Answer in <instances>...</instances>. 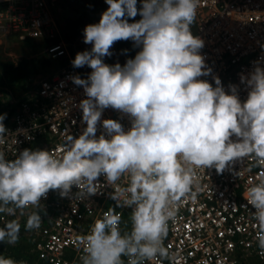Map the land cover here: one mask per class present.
<instances>
[{
    "label": "clouds",
    "instance_id": "1",
    "mask_svg": "<svg viewBox=\"0 0 264 264\" xmlns=\"http://www.w3.org/2000/svg\"><path fill=\"white\" fill-rule=\"evenodd\" d=\"M105 2L99 21L83 29L91 49L71 62L92 69L87 79L71 78L87 97L79 104L86 128L75 138L65 134L55 156L24 149L6 160L0 150V214L23 216L31 206L35 211L24 228L36 230L42 223L37 209L50 190L67 197L76 186L77 198H87L98 193L101 175L109 185L126 178L127 186L110 195L117 207L132 209L130 231L122 234V217L114 209L104 212L81 239L80 264H125L122 257L127 264H146L168 258V222L183 198H196V169L214 167L221 174L245 157L264 165V69L255 66L248 77L241 74L251 89L241 103L236 87L226 93L219 77L213 76L215 87L198 79L211 74L199 52L204 41L191 31L199 0H141L140 8L137 0ZM138 14L141 19L132 23L125 18ZM128 40L140 48L134 58L123 66L103 62L115 42ZM107 108L127 114L131 127L125 131L117 120L101 121ZM6 115L0 114V140L7 132ZM98 122L109 138L96 137ZM243 196L255 209V236L264 252V174ZM20 229L17 219L6 220L0 243H17ZM0 264L16 262L0 257Z\"/></svg>",
    "mask_w": 264,
    "mask_h": 264
},
{
    "label": "built area",
    "instance_id": "2",
    "mask_svg": "<svg viewBox=\"0 0 264 264\" xmlns=\"http://www.w3.org/2000/svg\"><path fill=\"white\" fill-rule=\"evenodd\" d=\"M62 1L0 0V33L20 40L56 39L49 49L51 57L65 62L14 104L0 99V114H7L3 120L7 132L0 140L6 160H14L24 149L58 155L65 134L75 138L86 128L79 104L87 97L83 87L71 78L87 79L92 69L87 65L76 68L71 62L76 53L90 50L92 45L68 44L62 39L53 18L54 7ZM194 26L193 35L204 41L199 52L211 68L210 75L198 79L215 87L213 76L219 77L224 91L230 94L229 86H235L243 103L251 89L241 82V74L248 77L255 66L264 69V0H199ZM110 51L112 55L104 57L103 62L123 66L126 61L118 60L114 48ZM104 119L117 120L125 131L131 127V118L119 110L104 109L101 121ZM101 135L109 138L98 122L96 137ZM261 174L264 165L257 167L246 157L234 161L221 174L214 167L196 169L192 185L196 198H183L175 219L168 222L164 240L168 258L146 264H264V252L255 236V209L243 196ZM97 183L98 193L87 198H77L76 186L67 197H61L59 190H50L37 209L42 223L36 230L24 228L27 216L35 211L31 206L23 216L19 212L15 217L0 214V227L6 220L20 222L19 240L23 239L19 243L26 246L23 256L10 258L16 264H80L82 237L111 208L122 217V234L130 231L132 209L117 207L110 195L117 187L127 186L126 178L109 185L101 175ZM16 246L18 242L0 243V251L5 253L8 247ZM122 259L127 264V258Z\"/></svg>",
    "mask_w": 264,
    "mask_h": 264
},
{
    "label": "rangeland",
    "instance_id": "3",
    "mask_svg": "<svg viewBox=\"0 0 264 264\" xmlns=\"http://www.w3.org/2000/svg\"><path fill=\"white\" fill-rule=\"evenodd\" d=\"M108 5L105 0H64L53 10V18L62 39L66 43L83 44V29L97 23ZM141 0H137V8ZM129 23L141 19L127 18ZM194 23L191 31H194ZM56 40V39H55ZM48 39H25L0 33V99L8 104L17 102L26 91L33 89L41 78L58 71L64 60L51 57L53 41ZM91 45V44H89ZM70 46V45H69ZM120 62L132 59L140 50L131 40L117 41L112 46ZM126 50V51H125ZM25 243L21 253L25 254Z\"/></svg>",
    "mask_w": 264,
    "mask_h": 264
},
{
    "label": "trees",
    "instance_id": "4",
    "mask_svg": "<svg viewBox=\"0 0 264 264\" xmlns=\"http://www.w3.org/2000/svg\"><path fill=\"white\" fill-rule=\"evenodd\" d=\"M23 238H21L19 241H18V246L16 247H8L6 249V252L3 253L0 251V257H4V258H10L11 256H14L15 258L19 257V256H23L24 253H21V249H22V246L23 244L19 243ZM7 253L9 255H7Z\"/></svg>",
    "mask_w": 264,
    "mask_h": 264
}]
</instances>
